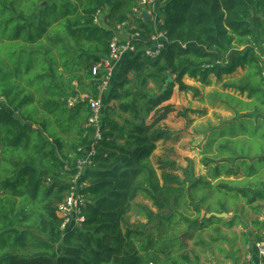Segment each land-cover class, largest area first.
Listing matches in <instances>:
<instances>
[{
	"label": "trees",
	"instance_id": "trees-1",
	"mask_svg": "<svg viewBox=\"0 0 264 264\" xmlns=\"http://www.w3.org/2000/svg\"><path fill=\"white\" fill-rule=\"evenodd\" d=\"M140 1L0 0V264H144L132 232L122 227L129 200L142 191L164 210L172 199L178 203L187 182L191 190L203 183L189 161L186 180L164 175L161 185L150 154L170 138L159 121L173 107L158 109L176 86L191 89L186 76L207 86L212 77L221 80L245 68L226 87L264 105V55L258 53L264 0H158L156 21L134 13ZM99 14L105 16L96 23ZM124 23L141 35L132 41L138 51L120 63L105 94L102 138L78 183L83 221L63 230L57 205L90 142L86 125L92 112L83 96L98 95L103 76L95 77L93 68L107 57ZM157 32L167 33L168 44L152 59L144 49ZM76 97L82 101L69 106ZM153 113L158 116L149 123ZM245 159L232 156L225 169L217 162L214 177L237 174L236 160ZM258 159L264 163V155ZM244 165L254 177L257 169ZM262 185L257 191L228 189L254 204L264 202ZM213 221L223 220L205 216L199 224Z\"/></svg>",
	"mask_w": 264,
	"mask_h": 264
},
{
	"label": "rangeland",
	"instance_id": "rangeland-1",
	"mask_svg": "<svg viewBox=\"0 0 264 264\" xmlns=\"http://www.w3.org/2000/svg\"><path fill=\"white\" fill-rule=\"evenodd\" d=\"M154 5L157 11L160 2L156 0ZM154 5L148 10L156 16ZM104 16L101 14V21ZM131 35L128 28L118 31L121 40ZM261 41L263 51L260 48L258 53L264 55V40ZM246 71L247 68L238 70L236 75L221 80L212 77L207 86L185 77L184 83L191 89L181 92L176 86L173 97L158 109L161 112L165 107H173L159 121L170 138L160 141L150 154L161 185H165L164 175L186 180L184 172L189 161L193 162L195 178H202L203 183L191 190L187 182L178 203L172 199L164 210L142 191L129 200L122 227L132 232V242L144 264H173V260L175 264H243L246 246L261 236L264 202L249 204L241 193L228 189L251 186V190L257 191L264 184V163L258 162L264 155V105L247 93L226 87ZM157 114L153 113L148 122L155 121ZM94 132L92 129L91 135ZM222 133L226 135L222 137ZM222 146L227 149L220 151ZM232 156L247 159L236 160L237 174L226 171L215 178L216 163L221 162L219 166L224 169L231 167L233 162L225 160ZM245 163L257 169L254 177L247 174ZM215 214H222L223 221H213L201 228L203 218Z\"/></svg>",
	"mask_w": 264,
	"mask_h": 264
},
{
	"label": "built area",
	"instance_id": "built-area-1",
	"mask_svg": "<svg viewBox=\"0 0 264 264\" xmlns=\"http://www.w3.org/2000/svg\"><path fill=\"white\" fill-rule=\"evenodd\" d=\"M156 0H141V5L143 7L135 8L134 13L141 16L143 10H147L149 14L154 18V14L148 10L149 6H153ZM101 14H99L95 20L96 23L101 21ZM129 24L124 23L119 25L117 29L119 31L127 28ZM140 33H132L131 37L126 40H121L116 36L111 44L110 51L106 58L101 60L93 68V75L95 77L102 75V81L98 84L97 90L98 95L96 97H87L90 103V108L92 115L88 121L86 127L89 129L88 135L90 138L89 145L82 150V156L77 161V173L71 180L72 186L66 196V198L57 205L58 215L64 218L62 225L63 230H67L68 227H74L80 224L83 219L80 217L81 209L85 204L83 196H81L78 190L79 180L88 171L92 164V156L94 154V147L99 140H101V118L104 113V100L105 94L111 86L115 73L121 62L135 56L137 54V47L132 44L133 40H140ZM149 42L151 46L144 49L145 55L156 59L160 56L162 51L166 48L168 44V38L166 32H157L152 35ZM261 67H262V77L264 79V56H261ZM82 97V99H83ZM81 98H72L69 100V106L73 107L80 103ZM94 129L95 132L91 135V130ZM243 264H264V239L254 241L252 245H247L245 249Z\"/></svg>",
	"mask_w": 264,
	"mask_h": 264
},
{
	"label": "water",
	"instance_id": "water-1",
	"mask_svg": "<svg viewBox=\"0 0 264 264\" xmlns=\"http://www.w3.org/2000/svg\"><path fill=\"white\" fill-rule=\"evenodd\" d=\"M141 4V2H140ZM141 17L145 20V21H148V20H152V15L149 14V12L147 10H143L142 13H141ZM213 216H216L217 218H222L223 215L222 214H215Z\"/></svg>",
	"mask_w": 264,
	"mask_h": 264
},
{
	"label": "crops",
	"instance_id": "crops-1",
	"mask_svg": "<svg viewBox=\"0 0 264 264\" xmlns=\"http://www.w3.org/2000/svg\"><path fill=\"white\" fill-rule=\"evenodd\" d=\"M153 8H154L153 10H154V12H155V14H156V16H154L153 19L156 21V18L159 17V15H158V12L156 11V5H154ZM186 78H189V76H186ZM87 95H88V94H87ZM262 239H264V230L261 231V236H260V238H259V239H256L255 241H257V240H262ZM253 242H254V241H251L249 244L252 245ZM249 244H248V245H249Z\"/></svg>",
	"mask_w": 264,
	"mask_h": 264
}]
</instances>
